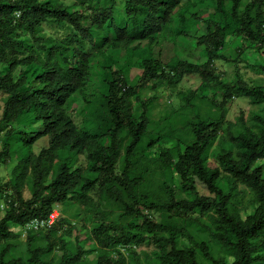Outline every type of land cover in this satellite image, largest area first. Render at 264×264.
I'll use <instances>...</instances> for the list:
<instances>
[{
	"label": "trees",
	"instance_id": "trees-1",
	"mask_svg": "<svg viewBox=\"0 0 264 264\" xmlns=\"http://www.w3.org/2000/svg\"><path fill=\"white\" fill-rule=\"evenodd\" d=\"M115 6V0H78L72 10L59 0H0V93L6 95L0 164L16 153L12 139L20 142L17 152H24L0 186V194L7 193L0 219V264H50L45 257L56 246L62 250L57 264H81L90 250L85 241L73 248L62 239L74 230L65 218L58 216L46 229L43 247H34V238L27 236V258H7L13 246L9 241L18 237L11 227L45 221L57 206L84 204L95 187L99 198L113 202L121 213L110 221L108 213L96 208L89 234L98 247L95 264H141L132 246L148 240L157 248V264H264V86L245 82L238 72L228 82L213 68L216 61L237 67L247 60V50L251 55L264 49V0H125L122 26L115 21ZM185 22L198 29H186ZM49 23L71 33L58 40L44 37L41 28ZM109 28L115 36L110 41L105 36ZM20 32H27L30 48H22ZM86 43L96 47L92 53L85 50ZM133 45L142 58L131 86L117 64ZM230 45L235 50L231 57L226 54ZM195 49L201 61L189 59ZM104 52L109 61L98 65L107 76V92L97 132L90 133L76 125L66 105L73 95L85 94L92 62ZM246 67L264 75V63ZM194 75L201 82L186 99L187 109L194 112L186 125L191 140L172 138L171 147H161L167 137L147 131L153 98L135 116L130 97L139 98L150 81L174 87ZM241 98L259 109L251 126L242 115L238 123L227 119L232 100ZM202 106L208 110L202 112ZM122 134L128 139L124 148ZM42 139H47L46 147L34 154L32 147ZM154 151L161 167L175 174L186 198L178 199L168 172L160 190L148 188L150 170L138 162ZM59 152L84 156L86 168L58 162ZM211 157L216 166L209 163ZM196 182L210 196H201ZM239 186L251 195V213L245 218L236 208ZM26 190L30 198H25ZM151 212L161 221L152 219ZM205 233L210 241L202 238ZM180 237L189 245L179 248Z\"/></svg>",
	"mask_w": 264,
	"mask_h": 264
},
{
	"label": "rangeland",
	"instance_id": "rangeland-1",
	"mask_svg": "<svg viewBox=\"0 0 264 264\" xmlns=\"http://www.w3.org/2000/svg\"><path fill=\"white\" fill-rule=\"evenodd\" d=\"M67 4L74 10L75 6L78 3V0H59ZM116 6L114 8L115 21L122 26L123 22L126 20L125 12H124V1L125 0H115ZM243 3H246L248 0H242ZM187 25L186 29L188 30H197V25H192L190 22H185ZM193 32V31H192ZM41 35L44 37H50L51 39L58 40L60 38L65 37L70 34L71 31L66 26H61L56 23H49L42 26ZM19 40L22 41V48H30L32 46V42L27 34V32L19 33ZM105 36L108 40H113L115 38L114 33L109 28L105 31ZM170 37V36H169ZM169 37H164L165 40H172ZM99 39H96L94 44H98ZM179 41V40H178ZM163 42L162 44H165ZM146 42L141 43V48H144ZM161 44V45H162ZM179 44V42H177ZM94 45H90V43H86L85 50L88 52H93L95 50ZM105 49V48H103ZM235 53L234 45L228 46L226 50V54L231 57L232 54ZM253 53V52H251ZM123 52L121 53V55ZM245 55L248 56L245 62H239L237 67L235 65H231L229 63H224L221 61H216L213 68L216 74L223 78L226 81H233L235 79V75L238 72V75L242 80L248 83H257L264 86V75L253 71L246 66L251 63H264V49L257 53L251 54L250 51L247 50ZM110 54L109 52H104L102 55L97 57L92 62L93 72L90 76L88 85L86 87V91L84 95L75 94L72 98L67 102L66 109L69 116L72 117L76 125L85 129L90 133L97 132V126L101 122L102 117V109H103V97L106 95L107 86L105 84V79L107 78L104 71L99 67L98 64L106 63L109 61ZM199 57L198 49L193 51L192 56H189V59L192 61H201L197 59ZM243 57V56H242ZM142 58V52L140 50H134V45L127 49L125 58L121 59L117 64L118 69H122L126 73V81L131 86L136 83V79L140 75L139 61ZM117 68V67H116ZM238 68V70L236 69ZM200 79L198 76H186L180 84L174 87L167 86H158L150 81L146 84L145 88L135 87V90L141 89L139 91L138 97H130V102L133 107V112L135 116H138L141 109V104H144L146 100L149 98L151 100V104L149 105V126L147 131L150 134H162L167 137V139L160 144L161 147H171L173 143V139H180L187 142L191 139L187 138L186 125L191 122L193 118V109H187L186 99L191 97V94L199 87ZM91 96L90 100H86L85 96ZM6 99V95L0 93V118L1 112L3 108L4 100ZM195 104L199 105V100H195ZM201 106V104H200ZM201 111L205 109L202 106ZM140 108V109H139ZM208 109H205L207 111ZM259 109L252 105L246 99H233L227 113V119L231 122L238 123L237 119L240 115L243 116L244 121L248 126H251V117L254 113H256ZM168 135L172 136L171 138ZM222 135V134H221ZM220 135V136H221ZM123 143L122 148L126 146L128 143V139L125 134H122ZM5 142V132H0V149ZM47 145V139H42L38 141L33 147L32 151L34 154L40 152V150ZM11 148L16 153L13 155V158L10 159L5 164H0V186L6 184L10 178V170L15 167L18 162V158L24 155V152H17L20 148V142L17 139L11 140ZM217 148V143H215L212 147L213 150ZM158 151L157 149H155ZM58 162H67L73 164L74 166H80L82 168H86V160L84 156L77 154H67L63 152L58 153ZM262 164L264 161H260ZM138 163H143L146 166L150 173L148 175V184L149 189L157 192L162 182L166 179L167 172L165 168L161 167L160 163L157 161L156 152H150L147 160L145 162L139 161ZM137 163V164H138ZM211 165L216 166L215 160L211 157L209 160ZM136 164V165H137ZM122 167V158L120 159L119 164L116 166V172L119 174ZM172 179V186L175 188L178 199L186 198L184 194H182L177 188V178L175 174L170 170L168 172ZM84 176L92 178L93 175L88 173H84ZM222 182L227 180V177L221 172ZM51 179L48 178V181ZM197 192L201 196H210L205 187L196 182ZM238 190L240 191L239 198H237L236 208L241 212L243 218L251 213V195L245 190L244 187L239 186ZM7 193L4 192L0 194V219L3 217L5 208H6V199L5 196ZM25 198H30L31 192L26 190L24 193ZM88 200L86 203H69L67 205L57 206L54 208L57 216L61 218H65L69 221V225L71 228H74L73 232L70 235L63 236L62 239L71 245V247L75 248L79 243H83L85 241L84 248L90 250L85 255H83L81 259V264H95L96 259L98 257V247L94 243L92 237H89L90 228L93 224L94 214L96 212V208L99 207V211L102 213H108V219L118 220V215L121 214L119 208L113 202H106L99 198L98 188L95 187L89 194ZM53 210V212H54ZM149 216L155 221H161L158 213L151 212ZM205 219V218H204ZM131 222H137L135 219H131ZM32 222V221H31ZM26 224L24 227H15L12 226L11 230L14 233L18 234L16 239L10 240L9 243L13 244L11 252L8 254L7 258L12 257H28L27 252V236L30 235L34 238V247H43L45 246V236L47 234L46 229L49 227L44 223L39 224L36 229L32 223ZM68 229L65 227L64 230ZM41 230V231H40ZM79 230V231H78ZM61 234V233H59ZM77 236V237H76ZM89 237V238H88ZM77 238V239H76ZM203 239L210 241V237L207 233H205L202 237ZM78 240V241H77ZM211 243V242H210ZM5 244V243H3ZM185 245H189L186 239L179 238L178 247L182 248ZM214 246V243H211ZM133 250L137 254L139 261L141 264H157L156 263V255L157 248L153 245V243L148 240L144 244L139 246H132ZM215 249V248H214ZM123 250V249H122ZM127 255L128 253L125 252ZM62 256L61 246H56L52 253L45 257V261L50 264H57L60 261ZM205 264H210L209 262H205Z\"/></svg>",
	"mask_w": 264,
	"mask_h": 264
},
{
	"label": "built area",
	"instance_id": "built-area-1",
	"mask_svg": "<svg viewBox=\"0 0 264 264\" xmlns=\"http://www.w3.org/2000/svg\"><path fill=\"white\" fill-rule=\"evenodd\" d=\"M57 214H56V212H55V210H54V212L52 211V213L49 215V217H48V219L47 220H45V221H36V220H34V221H32L31 223L34 225V227L37 229L38 228V225L39 224H46L48 227H50L54 222H55V220L57 219Z\"/></svg>",
	"mask_w": 264,
	"mask_h": 264
}]
</instances>
